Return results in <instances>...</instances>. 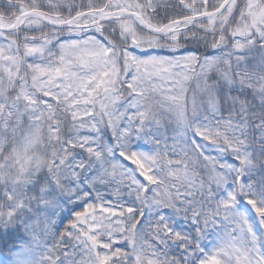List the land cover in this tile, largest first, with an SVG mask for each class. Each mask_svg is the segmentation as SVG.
<instances>
[{
  "label": "trees",
  "instance_id": "16d2710c",
  "mask_svg": "<svg viewBox=\"0 0 264 264\" xmlns=\"http://www.w3.org/2000/svg\"><path fill=\"white\" fill-rule=\"evenodd\" d=\"M112 1L0 0V14L10 18L20 8H34L65 19L109 8ZM126 1L140 5L149 24L163 25L213 10L223 0ZM39 23L0 33V99L3 107L18 101L8 115L17 121L14 128L8 123L0 131V257L10 264L22 248L28 264H264V0H235L212 22L197 20L163 35L141 29L129 17L76 28L79 36L95 35L111 50L118 74L110 91L119 98L130 91L125 80L135 46L168 60L217 61L199 87L189 73L182 103L166 115L151 104L156 118L145 116L123 133L111 134L102 122L103 134L92 145L96 155L76 141L75 122L53 95L46 96V109L40 92L35 91L34 104L8 86L9 77L17 84L33 79L35 65L56 58V45L73 29ZM39 44L53 55L46 47L33 52L25 47ZM36 105L46 124L52 123L53 110L59 111V130L52 137L42 129L34 148L42 165L34 172L36 167L18 165L13 145ZM137 144L152 155L147 185L127 162ZM49 147L68 159L55 156L64 163L59 169L43 164ZM227 186L231 202L223 200ZM88 209L95 210L98 260L81 236L84 229L74 224L75 215ZM249 232L256 233V253L244 241ZM212 239L217 244L210 249Z\"/></svg>",
  "mask_w": 264,
  "mask_h": 264
},
{
  "label": "rangeland",
  "instance_id": "374dc122",
  "mask_svg": "<svg viewBox=\"0 0 264 264\" xmlns=\"http://www.w3.org/2000/svg\"><path fill=\"white\" fill-rule=\"evenodd\" d=\"M234 1L232 0L226 6L224 12L233 5ZM120 8L135 10L142 14L140 5L126 0H113L109 8L102 7L97 10L114 11ZM24 9L28 8H20L18 12L20 13ZM97 17L100 18L102 16L99 14H87L82 16L79 23H82L87 28L91 25V21ZM11 18L14 17L11 16ZM214 19L215 17L206 18L207 22H212ZM222 20L223 17L218 22L220 23ZM0 23L9 26L7 25L9 24L8 21L6 22L7 24ZM36 24L35 19L26 20V26H34ZM0 31L6 30L0 29ZM56 46L58 48L57 57L51 60L47 59V61H43L44 63L40 62L36 64L35 69L37 73L33 79L27 80L24 77L17 84L14 77H9L8 86L13 88L16 93L23 94L27 100L29 99L34 104L38 102L35 91L41 93V104L44 106L49 103L46 101V96L53 95L56 103L63 105L70 112L71 119L75 122L72 132H75L76 141L81 142L80 145L82 147L84 145L89 146V153L93 155H96L98 148L96 149V146L92 145L103 134H99L102 122L110 126L112 130H110L111 134L114 131L123 133L128 128L139 126L145 122V116L149 119V117L154 115L153 113L151 115L149 110V105L151 104L156 106L155 112L157 108H160L164 111V115H166L169 110L177 109V105L182 103L183 100L180 101V99L184 97L182 93L189 84V73H194L193 84L195 87H199L200 80H203L208 70L217 63L215 58L197 60L194 56H179L178 58L168 60L162 55H157L135 46L129 52L132 65L125 80L130 91L125 98H119L110 91L113 78L118 74L116 73L118 70L117 61L103 41L91 34L79 36V30L73 28L70 30V34ZM25 47L29 48L32 52L46 47L53 55L52 49L48 45L39 44L37 47L35 45H26ZM33 48L34 50H32ZM2 61L3 58L0 52V68H2ZM56 70H59L58 78L55 77ZM155 90H157L156 93H154ZM4 104L5 102L0 99V114L3 117L0 118V131L8 123L14 128L17 122L11 118L9 119L8 115L13 106L18 104V101L15 99L8 102L6 104L9 105H6V107H3ZM49 107L47 104L46 109ZM38 108V105L34 107V114L31 115V119L25 125L21 135L15 139L13 145V152L18 165L20 167L28 166L29 169L36 167L34 172L39 170L42 165L40 162L41 155L38 151H34L42 129L46 128V133L52 137H55L56 131L59 130L57 123L59 111L55 112L54 109L52 123L46 124L43 122L42 113ZM48 115H52V112H48ZM152 118H156V116H152ZM74 136L71 135L68 139ZM2 142L3 139L0 137V145L3 144ZM48 150V162L43 163L46 168L51 169L55 167L59 169L64 164L55 162L56 155H58L59 161H68V159L61 158L59 153L62 150L56 151L51 149V147ZM116 150L121 153L124 149L117 148ZM151 157L152 155L149 150L142 144L132 146L128 154L127 162L130 164L132 171H135L134 173L137 174L138 178L143 179V185H147V177L151 173ZM68 166L69 164L66 163L64 168L67 169ZM2 171L8 174L7 164L2 165ZM10 185L13 184L10 183ZM222 196L224 201L231 202L233 197L232 188L227 186V190ZM245 237L244 241L247 248L256 253L258 251L256 233L249 232ZM0 264H9V262L5 258L0 257ZM10 264H28L27 256L22 248L15 251Z\"/></svg>",
  "mask_w": 264,
  "mask_h": 264
},
{
  "label": "water",
  "instance_id": "95a60500",
  "mask_svg": "<svg viewBox=\"0 0 264 264\" xmlns=\"http://www.w3.org/2000/svg\"><path fill=\"white\" fill-rule=\"evenodd\" d=\"M232 0H223V2L214 10L211 11H206V12H202L199 14H195V15H190V16H186V17H182L173 21H170L164 25L161 26H152L149 25L143 18L142 16L134 10H129V9H125V8H120L118 10H90V11H85L82 13L77 14L76 16L66 19V20H62V19H52L50 18V16L46 15L43 11L40 10H27L24 11L20 14H18L15 18H14V23L10 26H5L2 25L0 23V29L1 30H10L12 28H14L17 24H21L23 23V21L26 18H36L40 21H42L43 23L47 24L48 26L51 27H55V28H59V27H76V26H81L79 24H77V20H79L82 16L87 15V14H91V15H95V14H99L102 17L98 18L97 20H95L94 22H91L90 24H97L102 20H106V19H110V18H119V17H130L132 18L135 23L142 29H144L145 31L152 33V34H156V35H163V34H168L173 32L180 24L182 23H192L196 20H199L201 18H209V17H215L217 15H219L225 8L226 6L231 2ZM84 26V25H82ZM59 76V71H55V77L58 78ZM93 210H89V211H84L81 213H78L75 217L76 219V223L82 226L86 225V217L87 216H91L93 215ZM92 222V220H91ZM93 229L91 227L87 228V233L83 234V237L85 239V241L87 242L88 246L90 247V249L92 250L94 256L96 257V259H98L97 256V247L98 244L96 243L95 239L93 237H91V233H92Z\"/></svg>",
  "mask_w": 264,
  "mask_h": 264
},
{
  "label": "flooded vegetation",
  "instance_id": "af4514ba",
  "mask_svg": "<svg viewBox=\"0 0 264 264\" xmlns=\"http://www.w3.org/2000/svg\"><path fill=\"white\" fill-rule=\"evenodd\" d=\"M0 17H2V16L0 15ZM4 19H5V18H4ZM4 19H2V20H4ZM12 19H13V18H12ZM12 19L9 20V21L5 19V21H6V22L8 21V22L10 23V22L12 21Z\"/></svg>",
  "mask_w": 264,
  "mask_h": 264
}]
</instances>
